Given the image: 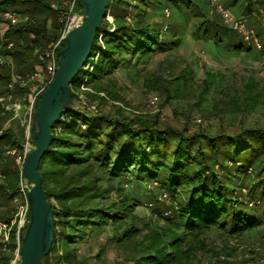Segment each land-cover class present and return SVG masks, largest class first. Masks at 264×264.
I'll return each instance as SVG.
<instances>
[{
  "label": "trees",
  "instance_id": "16d2710c",
  "mask_svg": "<svg viewBox=\"0 0 264 264\" xmlns=\"http://www.w3.org/2000/svg\"><path fill=\"white\" fill-rule=\"evenodd\" d=\"M132 1L137 4H132L131 0L108 1L105 15L107 12L112 15V23L105 22L103 17L85 63L70 82L71 90L89 85L96 91L103 90L106 85L102 80H110L109 76L126 60L125 56L129 55L130 59L145 57L156 49H166L167 44L170 46L169 41L154 30L151 22L137 17L129 18L131 7L138 4L154 6L163 0ZM243 1L245 3L241 9L247 12L253 3ZM258 1L264 5V0ZM75 3L82 10L78 0ZM6 4L18 5L20 9L12 10L15 13L44 12L53 17L52 30L44 19L40 22L34 19L32 25L28 19L8 24L4 31L7 41H0V55L10 56L22 68L32 69L27 63L28 59L42 46L46 49L47 44L58 35L62 26L58 21L60 9L45 0H0V10ZM189 6L186 3L185 7L192 16H197L199 12ZM208 28L214 32L213 36L206 35ZM29 34L32 37L27 41ZM192 34L205 39L213 38L215 45H222L228 51L249 49L237 34L214 21H199ZM8 41H12L9 47ZM178 41H171V45H177ZM261 41L264 54V29ZM63 46L64 41L60 48ZM4 66L7 65H0V79L9 81V72L2 71ZM8 90L21 93L24 104L27 103L28 86L15 84L13 89L7 87ZM95 112L84 107L69 106L50 127L49 145L40 157L37 169L46 200L51 204L54 228L53 240L41 264H52L51 256L55 264H80L75 242L82 239L88 230L100 229L110 221L122 222L128 217L131 205L145 200L155 202L154 210L160 213V206L156 204L159 201L152 190L144 186L145 183L170 194L175 203H164L163 211H170L169 214L166 212L169 215L166 219L177 227L176 230L182 229L181 234L174 227L167 229L163 239L157 240L146 264L173 263L179 248L174 250V254L170 253V249L185 231L197 232L216 227L231 234L264 226V128L250 129L234 136L209 137L200 132L185 133L171 127H161L155 117L130 118L119 110H114L111 115ZM22 146L21 140L10 129L0 130V153L20 151ZM258 159L260 161L255 164ZM229 162L240 173L256 165L255 174L258 177L251 180L245 195L240 190L239 196L234 194V188L224 181L228 176L217 173V169L225 171ZM0 172L4 181L0 185V195L4 201L12 203L18 179L17 167L3 166ZM128 174L135 186L133 193L105 205L99 202L98 198H103L105 193L100 184L104 177L107 180L110 176ZM242 185H248L247 180L244 179ZM0 218L7 219L6 214L0 213ZM135 229V226L125 227L121 236L130 237ZM22 232L23 228L18 234V244L14 229L7 241H0V264H10V257L3 251H14L19 247Z\"/></svg>",
  "mask_w": 264,
  "mask_h": 264
},
{
  "label": "rangeland",
  "instance_id": "374dc122",
  "mask_svg": "<svg viewBox=\"0 0 264 264\" xmlns=\"http://www.w3.org/2000/svg\"><path fill=\"white\" fill-rule=\"evenodd\" d=\"M45 1L59 8L60 13H64L71 2ZM250 1L253 4L247 12L241 9L245 3L243 0L234 3L232 0H163L154 6L138 4L137 7H131L129 18L137 17L151 22L154 30L160 32L170 46L167 44L166 49H156L145 57L130 59L129 55L125 56L126 60L109 76L110 80H102L105 89L96 91L89 85L72 90L70 106L84 107L97 114L111 115L114 110H119L130 118L155 117L161 127L167 126L185 133L200 132L209 137L234 136L250 129L264 128V54L261 46L264 5L258 0ZM131 2L137 4L136 1ZM186 3L199 14L192 16L185 7ZM3 8L11 11L20 9L18 5L9 4ZM224 12L228 14L227 17ZM17 14L28 15L31 25L34 19L39 22L44 19L52 30L50 25L53 17L47 13L18 11ZM205 19L230 29L247 43L249 49L228 51L222 45H215L213 38L198 37L201 31L196 37L192 34L193 30L199 21ZM112 20V15L107 12L104 21L112 23ZM213 34L208 28L206 35ZM31 37L32 34L27 35L26 40ZM177 40V45H171V41ZM43 48L28 59L27 63L32 69L22 68L13 60L10 67L4 66L2 71L9 72L10 76L34 71L38 55L45 51ZM7 81L0 79V97L7 92ZM154 97L156 100L151 104ZM13 100H18L23 106L19 110L15 107L16 116H13V110L0 107V130L10 129L23 145L31 149V139H24L22 124L28 115L23 95L15 92ZM18 152L0 153V169L3 166L16 168ZM255 167L240 173L229 162L225 171L217 169V173L228 176L227 180L224 179L225 183L234 188V194L239 196V192L242 195L247 193V186L252 179H257ZM131 178L130 174L110 176L107 180L104 177L100 184L105 193L103 198H98L99 202L105 205L133 193L135 186L130 182ZM244 179L248 184L245 187L242 185ZM3 184L0 175V185ZM144 186L151 189L159 201L156 204L160 206V213L154 210L155 202L145 200L131 205L123 224L110 221L100 229L88 230L82 239L75 242L80 264H146L157 240L163 239L167 229L177 228L166 219L170 211H163L164 203H175L170 194L158 190L152 184L145 183ZM11 204L0 195V213L9 214ZM130 226L137 229L132 231L130 237L121 236L123 229ZM175 231L181 234L182 229ZM169 235L165 236V241ZM176 248H179L175 253L177 258L170 264H264V226L231 234L216 227L197 232L185 231L170 253L174 254ZM3 252L11 258L10 264H18L19 253L17 255L16 250L4 249ZM50 261L55 264L53 256Z\"/></svg>",
  "mask_w": 264,
  "mask_h": 264
},
{
  "label": "water",
  "instance_id": "95a60500",
  "mask_svg": "<svg viewBox=\"0 0 264 264\" xmlns=\"http://www.w3.org/2000/svg\"><path fill=\"white\" fill-rule=\"evenodd\" d=\"M108 1L78 0L83 11L82 19L66 34L64 46L58 51L57 70L33 110L30 124L33 147L27 152L22 166V173L30 182L27 192L28 220L21 236L18 264H41L53 240L51 204L41 187L38 162L49 145L51 125L71 105L73 92L70 82L90 53Z\"/></svg>",
  "mask_w": 264,
  "mask_h": 264
},
{
  "label": "built area",
  "instance_id": "2783aa9c",
  "mask_svg": "<svg viewBox=\"0 0 264 264\" xmlns=\"http://www.w3.org/2000/svg\"><path fill=\"white\" fill-rule=\"evenodd\" d=\"M82 16L83 11L76 6L75 0H71L67 11H65L64 13H60L58 16V21L62 23V26L58 30V35L56 39L50 42L47 49H45V51L38 55L37 68L31 73L25 74L23 77L14 75L10 76V80L7 84L8 89H13L15 84H19L22 87H29V93L26 97L27 103L25 104L28 118L25 121L26 123L24 122V139L27 141L30 138V124L32 120L33 107L36 103L37 97L41 95L42 91L47 86L49 81L52 79L54 73L56 72V69L58 67V51L61 49V43L64 41V38L68 31L80 23ZM224 16L227 17L228 14L224 12ZM2 19L4 20L5 25L7 27L8 24H17L21 21H27L29 17L27 15L20 16L17 13L6 9L2 11ZM6 41L7 39L5 37H2V42ZM11 45L12 41H8L7 47ZM4 63H6V60L0 55V65ZM155 100L156 97L152 98L150 103L153 104ZM15 107L17 108L18 106L15 105ZM29 150L30 149L28 147L23 145L22 149L18 152L19 154L15 158L18 179L15 194L12 197V203L14 207L11 212L6 215L7 219L0 218L1 242L7 241L9 239L12 229H14L16 242L18 244L19 231L22 228L24 229L28 220L27 192L29 190L30 183L22 173V166L25 156ZM14 151L15 150H11V153H13ZM15 250L16 254L18 255L19 247H17Z\"/></svg>",
  "mask_w": 264,
  "mask_h": 264
},
{
  "label": "crops",
  "instance_id": "0c3cea01",
  "mask_svg": "<svg viewBox=\"0 0 264 264\" xmlns=\"http://www.w3.org/2000/svg\"><path fill=\"white\" fill-rule=\"evenodd\" d=\"M3 10H6V9H3ZM3 10H0V41L2 42V37H5L4 36V29H6V25H5V22L4 20L2 19V11ZM48 24V23H47ZM48 27V25H47ZM5 60H6V64L7 66L10 67V64L12 62V59L10 56H6L4 57ZM38 64L36 65L35 69L37 68ZM12 75V74H11ZM13 96H14V93H11L9 90L5 93L4 96H1L0 97V106L1 108L3 109H7V110H13V116H16L17 114L14 113V110L15 109V105H17L18 107V110L21 109V106L23 105H20L21 103L18 101V100H13ZM27 97V96H26ZM27 99V98H26ZM10 100H13L10 102ZM23 132H24V122H23ZM0 175H1V172H0ZM2 176V175H1Z\"/></svg>",
  "mask_w": 264,
  "mask_h": 264
}]
</instances>
